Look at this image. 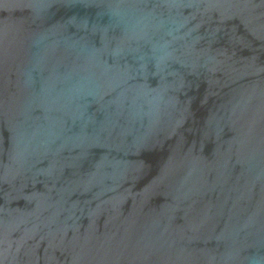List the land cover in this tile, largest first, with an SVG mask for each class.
Listing matches in <instances>:
<instances>
[{"label":"water","instance_id":"95a60500","mask_svg":"<svg viewBox=\"0 0 264 264\" xmlns=\"http://www.w3.org/2000/svg\"><path fill=\"white\" fill-rule=\"evenodd\" d=\"M0 264H264V0H0Z\"/></svg>","mask_w":264,"mask_h":264}]
</instances>
